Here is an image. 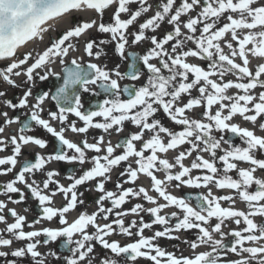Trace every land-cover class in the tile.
<instances>
[{
  "label": "snow or ice",
  "instance_id": "snow-or-ice-1",
  "mask_svg": "<svg viewBox=\"0 0 264 264\" xmlns=\"http://www.w3.org/2000/svg\"><path fill=\"white\" fill-rule=\"evenodd\" d=\"M131 5H136L135 9ZM110 7H114V11L110 22L106 23L103 17ZM154 7V13L139 23L137 31L131 33L132 44L147 41L150 45L142 56L135 52L127 54L132 58L129 65L131 71L121 72L119 65L113 69L93 62L85 65L75 56L70 65L66 63L65 58L78 51V44L73 41L93 28L99 33L108 34L109 39L101 40L99 44L94 39H88L83 51L89 57L99 59L103 54L100 45L114 42L115 51L122 59L125 58L130 26ZM82 10H94L99 20L93 18L73 23L35 55L31 51L20 52L22 47L36 38L43 39V34L51 28L50 22L71 17L73 12ZM162 23L171 26V30L165 31L162 38L146 34L155 33ZM189 42L194 47H188ZM189 57L209 61L207 69L189 62ZM250 57L264 58V0H179V3L177 0H157L155 6L149 0H0V61L6 62L0 66V98H4L2 102L7 108L29 109V118L23 122L18 134L5 135L6 128L0 126V152L11 145V154L0 157V176L14 173L11 179L0 183V195L6 196L8 202L19 204L25 200L27 189L41 209L40 216L28 226L34 228L42 220L52 221L54 218H58L62 225L25 231L26 216L18 213L16 208H9L8 203L0 199V224L4 225L0 228V248H11L15 242H21L11 252L0 250V257L30 256L34 264H46L37 246L66 237L65 247L75 244L70 249L72 255L66 257L67 264H94V258L96 264H130L138 258L150 260L152 264H264V178L254 175L258 169L264 171V158L256 155L258 152L264 153V135L232 122L239 115L251 122L254 128L264 131V91L258 94L253 91L257 87L264 89V62H258L253 69L250 67ZM57 59L64 65L63 84L54 93L45 91L34 96L37 78L45 81L49 75H60L48 67ZM137 60L142 61L146 68V82L139 87L128 84L121 86L122 80L139 81L144 75L136 67ZM153 60L157 62L153 63ZM229 73L236 75L237 79H225ZM21 76L25 78L22 84L17 82ZM5 84L14 88L25 87L18 102L7 98L3 88ZM77 86L83 92L94 95H100L95 91L98 88L105 98L94 110L85 111L79 92L69 91ZM232 88L242 90V94L240 91L228 94ZM194 89L198 91L197 96L192 95ZM184 96L188 97L186 102H183ZM47 100L55 101L57 110H49L48 118H44ZM201 106L206 109L202 113L206 119L192 118L186 114ZM213 106H217L215 110ZM161 110L182 129L173 131L164 126L156 118ZM69 115L82 121V126H78L75 120H69ZM0 116L4 118L5 125L20 121L19 116L10 118L7 111H0ZM95 117H102L103 120L94 121ZM258 118L261 120L258 121ZM53 121L59 127L54 126ZM125 121H130L139 130L116 145L110 140L106 141L103 135L94 138L93 142L87 138L74 142L66 136L69 130L76 134H87L90 128L102 129L107 133L114 126L116 132H121ZM32 122L51 134L59 146L53 153H37L34 162H20L18 157L23 147L32 144L44 149L48 144L43 138L26 134L32 128ZM214 131L235 134L243 146L234 144L223 135L217 138ZM146 132L150 134L147 140L144 139ZM136 142L141 144L139 149ZM185 144L189 147L179 151L174 162L158 155ZM118 148L123 149L119 154L116 153ZM145 150H151V154L146 156ZM218 150L223 154L217 156ZM89 151L95 155L89 157ZM193 153L196 155L191 166H185L183 161ZM200 153H208L209 158L205 159ZM131 157H135L136 166L127 163L120 175L127 176L126 182H135L138 174H145L150 178L151 187L165 203H159L143 186L138 189L122 188L118 183V193L105 190V181L111 178L112 170L122 162H128ZM217 159L223 162L222 171L217 167ZM53 161L78 163L81 174L69 176L71 183L67 186L55 179L59 175L55 170L47 171L46 178L37 181L35 174ZM237 161L246 162L249 167H238ZM18 163L21 166L14 172ZM85 163L91 166L84 169ZM177 166L179 170L173 172ZM193 169L204 170V173L193 176ZM232 170L237 171L238 179L228 174ZM157 172H163V178L158 177ZM93 180L96 181L97 190L103 193L97 200V210L90 214L81 212L69 223L66 214L75 210L78 204H83V200L78 199L77 187ZM171 182H178L175 183L177 188L182 185L204 187L207 195L196 197L197 206L193 207L186 198L168 191ZM53 183L57 187L50 189ZM212 185L218 189L235 190L240 199L247 203L248 210L223 207L221 201L235 204V200L232 195L216 196ZM253 185L255 190L250 191ZM58 193L63 195L65 203L55 207L54 197ZM12 194H18V198L14 199ZM140 196L155 206L145 209L137 203L121 210L127 198ZM105 200L111 202V207H105ZM170 205L181 210L170 213L171 217H177L174 225H170L168 217L161 214ZM144 211L154 217L151 223H146L140 216L139 220L125 224V216H139ZM5 212L13 218L12 222H9ZM112 215L115 219L110 222L97 223L98 217L107 221ZM253 217H259V222ZM213 218L216 220L214 224ZM228 220L236 225L243 223L245 227L225 232ZM153 224L165 227L162 231H155L152 236H145L144 230L152 228ZM114 225L118 226L120 233L138 238L124 245L117 240H109L108 237L116 232ZM89 227L94 230L89 232ZM192 229L197 232L195 239L186 241L192 249L189 255L177 256L156 243L160 237L171 238L174 231ZM74 234H79L80 238L74 240ZM41 235L46 239H37ZM227 236L233 238L230 244L225 243ZM97 242L102 250H107L99 256H95ZM201 246L209 250L197 252L196 249ZM230 254H235L237 258H231ZM49 255L55 256L56 253ZM7 264H19V261L9 260Z\"/></svg>",
  "mask_w": 264,
  "mask_h": 264
},
{
  "label": "flooded vegetation",
  "instance_id": "flooded-vegetation-1",
  "mask_svg": "<svg viewBox=\"0 0 264 264\" xmlns=\"http://www.w3.org/2000/svg\"><path fill=\"white\" fill-rule=\"evenodd\" d=\"M150 3H152L154 6L157 3V0H149ZM177 3H179V0H177ZM131 7L133 9H135L136 5H131ZM110 11V13H108V15L106 17H103L104 22H110V18L111 15L114 11V7H110L109 9H107L106 11ZM155 7L153 8L152 11H150L149 13L141 16L140 18H138V20L129 28V45L126 46V50H125V58H121L119 56V54L115 51V44L114 42L111 43L109 45V50H108V55L102 54V56L99 59H96L95 57H89L84 51V46L85 43L82 42L81 40V44L78 45V53L83 54L80 57L82 59V62L84 64L88 63V62H93V63H98L101 65H107V67L109 69H113L115 68L116 65H119V69L121 72H127V71H131V69L129 68V65L132 63V58H130L127 54L129 52H135L138 55L142 56L146 53L147 48L150 46L149 43L147 41L145 42H141L139 44H132L131 40H132V36L131 33L135 32L138 30V26L139 23H142L144 21V19H146L148 16H151L154 13ZM198 11V9H197ZM193 15H195V13H193ZM93 18H96L99 20V16H90V17H86V18H81L79 19L78 22L81 21H89ZM122 18H126L123 17ZM182 19H187V17H182ZM171 30V26L167 25V24H163L162 23V27L157 30L155 33L152 32H148L146 33L147 35H157L158 38H162V36L164 35L165 31ZM87 40L88 39H94L97 40L98 38L101 37L102 33H99L95 28L91 29L90 31H88L87 33ZM86 40V41H87ZM188 47H194V45L191 44V42H189ZM190 59V57L188 58V60ZM153 63H156V60L152 61ZM209 61L207 60H202L199 62V65L204 67L205 69H207V65H208ZM136 67L142 71L144 73V75H142L141 79L139 81H132V80H122L120 81L121 86L128 84V85H135L137 87H139L141 84L146 82V77H147V71L146 68H144L142 61L137 60L136 62ZM214 79H217V77H213ZM52 77L50 75V77H48L47 80L45 81H40L38 78L35 81V86H34V92L33 95H38L40 94V90H42L43 92L45 91H49L51 90L50 87V81H51ZM225 79H230L227 75L225 77ZM236 78L232 79V80H236ZM22 84V83H21ZM93 88H95V86H92ZM4 90H6V95L7 98H10L13 100V102H18L19 98L22 96L23 91L25 90L24 86H21L19 88H14V87H8L6 88L5 86H3ZM10 91H12L11 93H9ZM95 91L100 92V95H94L92 92H81L80 96H81V100L82 103L84 105L83 110H85V108H88V110H94L96 107L95 106H91L90 105V101L96 100L98 102H102V100L105 98V94L98 88H95ZM229 94V93H228ZM193 96H197L198 95V91L197 90H193L192 92ZM126 98V96L124 97ZM187 96H184V101L186 102L187 100ZM3 99L4 98H0V111H7L8 112V116L10 118H14L19 116L20 121L18 123H14L12 125H5L3 123V117L0 116V126H3L6 128V133L5 135H9V134H18L20 127L22 126L23 122L25 120H27L29 118V109L25 108V109H10L7 108L4 104H3ZM34 102V101H33ZM45 112L43 113L44 118H48L47 117V112L49 110L52 111H56V107L55 104L51 101V100H47L45 102ZM215 107L217 106H213V110H215ZM206 109L204 107H197L193 110H189L186 112V114L192 118H199V119H206L205 117H203L202 113L203 111H205ZM156 118L159 119L161 121V123L172 129L173 131H180L182 129V126L175 124L174 122H172L170 120V118L163 113V111H159L156 114ZM69 120H75L77 122L78 126H82L83 122L79 121V119L73 115H69ZM103 118L102 117H95L94 121H102ZM261 118H258V121H260ZM232 122L239 124L241 127H248L249 129H254L256 131V133L258 135H264V131H261L259 128H254V125L251 122L245 121L241 116L236 115ZM54 126L59 127L58 123L53 121ZM139 129L137 128L136 125L132 124L130 121H125L123 124V130L121 132H116L115 131V126L113 129H110L109 132L105 133L102 129H96V128H90L87 134H76V133H72L70 130L66 132V136L67 138L73 140L74 142H78L80 141L82 138H87L89 140V142H93L94 138H98L99 136L103 135L105 137V140L108 141L110 140L111 143L113 145H116L117 143H121L123 142L124 139L128 138L132 133L138 131ZM26 134L28 135H34L37 136L39 138H43L45 140L48 141L47 147L44 149H40L38 146L35 145H28L26 147L22 148V153L21 155L18 157V161L23 162L25 160H30L33 161L35 160L36 154L40 153V154H49V153H53L54 150L59 146V142L51 136V134L47 133L43 128L36 126L34 124V122H32V128L29 132H27ZM149 133H145V137L144 139L147 140L149 138ZM164 134H162L163 136ZM214 135L217 136V138H219L220 135H223L225 137V139H229L231 140L234 144L236 145H241L242 141L241 139L236 136L235 134L228 132V131H224V132H215L214 131ZM165 140L167 139V137H164ZM137 143V148L139 149L141 147L140 142H136ZM189 146L187 144L180 146L178 149H170L167 153H158V155L162 158H167L169 159L170 162H174V158L176 155H178L179 151H184L186 148H188ZM223 147H227V145H223ZM123 149H116V153L119 154L120 152H122ZM11 154V145H9V147L7 149H5L3 152H0V157L3 156H7ZM71 154V153H70ZM103 153H101L102 155ZM151 154V150H145V155H150ZM223 154L222 152H220L218 150L217 152V156ZM87 155L89 157H91L92 155H95L94 152L89 151L87 153ZM196 153H193L192 156L186 157L185 160L183 161V163L185 164V166L190 167L191 166V162L192 160L195 158ZM200 155H203L205 159L209 158L208 153H200ZM258 158H264V153H256ZM134 160L135 157H131L129 159L128 162H122L119 166H116L112 172L110 173V179L105 181V190L106 191H112L114 193H118L120 191L119 188H117V184L119 183L121 185L122 188H129L132 187L134 189H138L139 187L143 186L145 187L148 191L150 195H153L154 197H156L158 199L159 203H165V201L163 200L162 197L158 196V193L155 192V190L151 187L150 184V178L147 177L145 174L140 173L138 174V179L135 182H131V181H127V176H121L120 173L121 171H123V169L125 167H127V163H133V166L135 167L136 165L134 164ZM238 164V167H249V165L246 162H236ZM216 164L217 167L219 169H223V162L219 161L218 159L216 160ZM21 166L20 163L17 164L16 169H14L15 171H18L19 167ZM90 163H85V165H83V168L86 169L88 167H90ZM6 167V166H5ZM49 170H55L56 172L59 173L58 176L55 177L56 180H58L60 182V184H63L65 186L69 185L71 183V180L68 179L69 176H71L72 174L75 175H80L81 174V165H79L78 163H69L66 161H53L47 165H45V168L43 171L41 172H37L35 174V179L37 181H41L43 180L45 177V173ZM179 170L178 166L176 169H173V172ZM204 170H198V169H193L192 170V175L196 176V175H203ZM14 174V173H13ZM13 174H9L6 176H0V183H4L6 181H8L9 179L12 178ZM230 176H232L233 179H238V174L236 170H232L228 173ZM156 175L160 178H163L164 173L163 172H157ZM254 175L264 178V171L261 170H257L256 173H254ZM175 183L178 182H171L169 187H168V191H170L172 194L177 195L178 197H184L188 200V202L193 206L196 207L197 206V199L196 197L200 196L201 194L207 195V189L204 187H200V188H195V187H190L187 185H182L181 187L177 188L175 187ZM19 187H21L22 189L24 188L23 185H19ZM57 187V185L55 183L50 185V189H55ZM212 187V191L216 196H226V195H232L234 200H235V204H231L228 201H221V204L223 207H234L236 209L239 210H243V211H247V203L245 201H242L240 199V197L238 196V194L235 192V190H231V189H218L216 188L214 185L211 186ZM255 190V185L252 186V188H250V191H254ZM77 193H78V199L79 200H83V204H78L75 210L70 211L69 213L66 214V218L68 220L69 223H71L75 218L78 217V215L81 212H87V213H92L94 211L97 210V200L99 199V197L103 194L100 191L97 190L96 188V181L93 180L91 182H87L84 185H80L77 187L76 189ZM82 193V195H80ZM13 198H18V194H12ZM25 195L26 198L23 202L19 203V204H14L11 202L7 201V197L4 195H0V199H3L6 201V203H8V207L9 208H16L17 212L25 215L27 218V223L25 225V231H30V230H34V229H40L43 227H53V228H58L61 227L62 225H60L58 218H54L52 221H47V220H42L41 223L36 224L34 226V228L29 227L28 225L31 224V222L38 218L41 214V209L40 206L38 204V201L32 197L31 192L27 189H25ZM65 203V198L63 197L62 194H57L54 197V202H53V206L55 207H60L62 204ZM140 203L144 206L145 209L149 208V207H154L155 205L151 204L150 202H148L147 200L143 199L142 196L140 197H129L126 199L125 203L121 206V210L124 209H128L131 208L132 206H134L135 204ZM104 205L105 207H111V202L108 200L104 201ZM25 209H27V211H25ZM181 210L178 209L176 206L174 205H170L168 208L163 209L161 214L162 215H166L169 219V223L170 225H174L177 221V217H171L170 213L172 212H177L179 213ZM7 219L9 220V222H12L13 218L7 214V212H5ZM142 216L144 221L146 223H151L152 220L154 219V217L144 211V212H140L139 216L137 215H133V214H129L127 216L124 217L125 220V224H129L132 220H139V217ZM115 219V216L112 215L109 217V220H104L102 217H98L97 218V223L99 224H104V223H108L110 222V220ZM254 220H256L257 222H259V217H253ZM216 222L215 218H213L212 223L214 224ZM226 227L224 228L225 232H229L232 229H236L239 230L243 227H245V225L243 223H241L240 225H236L234 223V221L232 220H228L226 221ZM4 225L0 224V228H3ZM116 228V232L113 233L112 235H110L108 237L109 240H117L119 241L122 245L129 243L135 239H137L138 237L133 236V237H128L122 233L119 232V228L118 226H113ZM164 225H159V224H153L152 228L150 229H145L144 230V235L145 236H152L155 231H162L164 229ZM94 229L92 227H89L88 231L92 232ZM133 231H135V229H133ZM196 232L197 230H180L179 232H172L171 234V238L166 236V237H160L157 239L156 243L159 244L160 247H162L163 249H165L166 251L169 252H173L175 253L177 256L183 254V255H189L192 252V249L188 246V244L186 243V241L188 240H193L196 238ZM80 238L79 234H74L73 239L74 240H78ZM219 238V237H217ZM37 239L43 241L44 239H46V237L44 235H41L40 237H38ZM232 237L231 236H227L225 238V243H231L232 241ZM65 240L66 237H58L56 241H50L47 245H44L43 243H41L40 245L37 246V250L40 251L42 253V256L46 259V264H67L66 262V257H69L72 255L70 249L75 247V244H71L68 245L67 247H65ZM21 242H15L11 248H0V250L3 251H8L11 252L12 249H14L17 246H20ZM247 246V244H246ZM209 250L208 248H206L205 246H201L200 248L196 249L197 252L199 251H206ZM102 251L106 252L107 250H102V246L99 245V243H96L95 246V256H99ZM55 252L56 255L55 256H51L49 255V253ZM231 258L235 259L237 258L235 256V254H230ZM9 260H18L19 264H34V262L32 261L30 256H26L24 258H15L12 257L11 255H9L8 257H0V264H7V261ZM94 264H96L95 258H94ZM130 264H152V262L150 260H147L145 258H138L136 262H130Z\"/></svg>",
  "mask_w": 264,
  "mask_h": 264
},
{
  "label": "rangeland",
  "instance_id": "rangeland-1",
  "mask_svg": "<svg viewBox=\"0 0 264 264\" xmlns=\"http://www.w3.org/2000/svg\"><path fill=\"white\" fill-rule=\"evenodd\" d=\"M110 11H111V9L109 10V11H105V13H104V17H106L107 15H108V13H110ZM96 17H97V15H96ZM57 30V29H56ZM49 34V37H50V35L51 34H53V32L50 34V33H48ZM52 36V35H51ZM46 41L45 42H47L48 41V37H46ZM106 39H109V36H108V34H105V33H102L101 34V37L100 38H98L97 40H96V42L99 44V42L101 41V40H106ZM43 40H44V37H43V39H40L39 38V40L37 41V43H40V44H38V45H36V47H34V48H31L30 49V46L31 45H34L33 44V42H30V43H28L25 47H24V50H22L23 52H27V51H31V52H34L33 54L35 55V54H37V53H39V52H41V51H43V49H44V44H43ZM111 43H109V44H104V45H100V47L103 49V54H105V55H108V50H109V45H110ZM222 46H224V45H222ZM225 51L227 52L228 50H227V48H226V46H225ZM81 55H83V54H80V53H78V52H72V53H70V55H69V57H67V58H69V59H72V57L73 56H75L77 59H78V57H80ZM254 58V60L257 62L255 65H253L252 66V68L254 69L255 68V66H257V64H258V62H264V58H256V57H253ZM66 59V58H65ZM82 59V58H81ZM199 59L197 58V57H190V59H189V61H198ZM251 61H252V59H251ZM237 62H239V60H237ZM6 62H3L2 61V63L0 62V66H2L3 64H5ZM57 63H58V59L57 60H55V62L54 63H52V64H49L50 65V69L51 70H53V69H56L57 68ZM199 63V62H198ZM230 79H234V78H236L237 76L236 75H234V74H232V73H229V74H226ZM238 91H240V94H242V90H237V89H235V88H232V89H229V91H228V93L229 94H235V93H237ZM255 93H259V92H261V91H264V89H261V88H259V87H257V89H255V90H253Z\"/></svg>",
  "mask_w": 264,
  "mask_h": 264
},
{
  "label": "water",
  "instance_id": "water-1",
  "mask_svg": "<svg viewBox=\"0 0 264 264\" xmlns=\"http://www.w3.org/2000/svg\"><path fill=\"white\" fill-rule=\"evenodd\" d=\"M70 65V62L68 63ZM63 69H64V66L62 67L61 69V76H55L54 79H55V86H54V89H53V93L55 92V90L60 87L62 84H63ZM82 89H79V87L77 86L76 88H70L69 91L72 92V91H77V92H80Z\"/></svg>",
  "mask_w": 264,
  "mask_h": 264
},
{
  "label": "bare ground",
  "instance_id": "bare-ground-1",
  "mask_svg": "<svg viewBox=\"0 0 264 264\" xmlns=\"http://www.w3.org/2000/svg\"><path fill=\"white\" fill-rule=\"evenodd\" d=\"M69 22V17H65L62 21H61V23L63 24V25H67V23ZM251 59H252V61H251ZM257 62L254 60V58L253 57H250V67H252L253 65H255Z\"/></svg>",
  "mask_w": 264,
  "mask_h": 264
}]
</instances>
